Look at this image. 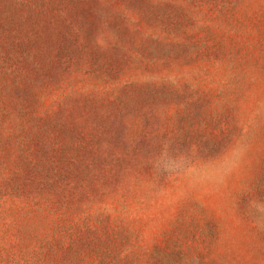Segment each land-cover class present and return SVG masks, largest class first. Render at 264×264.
<instances>
[{
    "label": "rangeland",
    "instance_id": "rangeland-1",
    "mask_svg": "<svg viewBox=\"0 0 264 264\" xmlns=\"http://www.w3.org/2000/svg\"><path fill=\"white\" fill-rule=\"evenodd\" d=\"M0 264H264V0H0Z\"/></svg>",
    "mask_w": 264,
    "mask_h": 264
}]
</instances>
